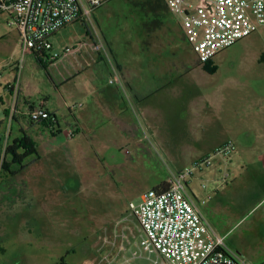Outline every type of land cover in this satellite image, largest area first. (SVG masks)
<instances>
[{
    "label": "rangeland",
    "instance_id": "374dc122",
    "mask_svg": "<svg viewBox=\"0 0 264 264\" xmlns=\"http://www.w3.org/2000/svg\"><path fill=\"white\" fill-rule=\"evenodd\" d=\"M157 2L110 0L95 13L100 25L94 17L89 24L77 22L58 34L57 40L52 38L54 48L46 57L38 59L34 54L26 57L20 74L24 89L20 102L26 97L36 104L47 103L58 117L61 131L57 124L52 132L44 127L33 129L26 120L21 121L38 151V158H28L27 168L17 175L34 180L29 187L31 196L24 212L26 218L0 217L1 224L6 225L11 220L13 226L10 225L15 229L0 231V262L3 264H84L86 259H92L93 264H107L105 256L114 262L122 243L116 224L126 217L127 224L136 233L139 226L129 211V204H138L146 191L168 178L169 168L174 164L172 156L180 155L173 151L177 145L165 146L150 131L123 129L126 121L112 119L104 112L92 115L90 120V115L84 118L89 124L77 137L73 132L64 134L65 128L75 127L74 121L68 124L74 118L69 108H73L76 115L81 110L87 114L89 105L70 94L72 82L60 87L65 69L71 67L72 62H52L57 56L59 60L62 58L63 47L88 40L87 28L94 36L91 42L101 41L108 54L110 48L102 32L119 51L137 49L140 46L137 40L145 34L166 31L163 23L158 24L159 20L178 22L173 15L165 14L164 19L157 17L162 9L151 7ZM8 19L7 15L0 14V74L3 77L0 94L14 84L22 58L20 35ZM202 67L201 81L210 91H217L215 97L223 108L239 106L238 112H230V119L236 122L234 127H244L256 119L264 128L262 33L238 41ZM6 98H11L8 91ZM127 104L136 114L134 104L130 100ZM253 104L256 110L251 107ZM228 113L225 110L224 115ZM3 120L4 108L0 104V122ZM238 137L241 139L243 135ZM252 140L256 141L255 136ZM182 145L180 143L178 149ZM253 147L258 150L262 143L255 142ZM257 153L253 151L254 155ZM253 154L240 153L238 160L237 156L233 158L232 165L226 169L230 174L228 183L218 187L219 191L216 187L221 183V172L216 177L213 174L199 177L202 179L200 194L214 196L208 205L207 218L226 236L228 246L249 264H264V171L251 163ZM0 176H10L1 161ZM25 225L28 226L23 231ZM137 242L140 244L141 234ZM138 246L133 254H139L143 264L158 259L156 251L149 252ZM119 262H123L122 257ZM134 264L140 263L134 261Z\"/></svg>",
    "mask_w": 264,
    "mask_h": 264
},
{
    "label": "crops",
    "instance_id": "0c3cea01",
    "mask_svg": "<svg viewBox=\"0 0 264 264\" xmlns=\"http://www.w3.org/2000/svg\"><path fill=\"white\" fill-rule=\"evenodd\" d=\"M97 9L94 11L93 17L94 21L99 24L97 17H95ZM164 15L171 16L173 14L164 7L157 17L164 19ZM176 20L178 22H175L174 19H167L168 22L159 20L158 24L163 23L166 31L160 33L149 32L145 34L146 36L137 40L140 45L137 49L132 50V47L131 50L124 52L114 47L111 39L102 32L103 38L110 48L109 57L93 50L90 42L94 36L88 28V40L76 41L67 46L73 47V52L64 54L65 48L63 47L62 58L60 60L57 58L52 63L58 64L61 62L64 64L71 61L72 65L66 67L60 87L72 82L74 86L70 90V94L76 95L81 103L82 101L86 102L89 105L87 109L89 113L86 114L81 110L79 115H76L72 108L70 113L74 118L70 120L71 122L68 121V124L74 121L75 124L72 125H75V127H67L62 132L64 134L73 132L77 137L83 131L82 129L89 124L84 118L90 115V120L92 115L104 112L105 116L108 115L112 119L120 118L126 121H122L123 129L142 131L143 133L150 131L152 136L159 138L165 146L177 145L173 151L180 152V155L172 156L174 164L169 168L171 171L182 170L190 166L196 159L211 153L227 141L235 142L236 152L232 157L218 159L215 165L196 174L190 183L195 195L199 198H205L206 195L200 194L202 190L200 181L202 179L199 177L202 178L205 174H213L216 177L217 173L221 172V183L216 187V191H219L218 187L223 185V178L228 175L229 179L230 176L226 169H229L236 156L238 160L240 153L252 152L253 154V151L258 152L256 155L253 154L250 160L261 172L264 171V128L258 125L256 119L250 121L244 127L233 126L236 122H232V119H230V112H238L239 106L232 105L229 109L223 108V104H220V101L215 97L217 91H210L206 87L207 85L201 81L204 68L200 64L192 45L187 40L177 17ZM58 34L53 36L56 40ZM52 38L50 39L51 43ZM130 42L129 40L128 43ZM50 52L47 54H50ZM36 55L39 58L43 57L42 54ZM112 64L119 67L123 84H110L108 82L113 73ZM7 91L10 93L11 98L4 99ZM23 93L24 89L20 84L18 94H16L12 85H9L0 94V104L4 108V115L6 112L7 115L9 114L14 104L17 108V114L11 126V140L20 137L22 130L25 131L21 123L22 120H26L33 129L39 127L50 129L47 122L31 123L24 115L29 109L38 106L45 107L52 113L48 104L45 102L36 104L26 97H24L23 102H20V96ZM129 100L134 104L136 114L134 112L133 114L129 109L127 104ZM100 107L103 109H100ZM251 107L256 110L254 104ZM251 107L248 106V109ZM224 109L229 111L226 116L224 115ZM7 115L3 120L5 123L0 129V133L5 131ZM233 129H236V131H233ZM58 130L61 131L60 122L58 123ZM240 135H243L244 139L242 137L240 139L238 137ZM254 136L255 142L262 143V147H258L260 151L253 147L255 142L252 138ZM180 143L183 145L178 149ZM241 162H243V159ZM25 163L28 164L29 162L26 160ZM15 167L17 166H11V170L16 171ZM6 171L10 174L9 177L0 176V217L8 219L11 216V218L21 216V218H26L27 214L24 212L31 196L29 187L34 180L18 177L19 172L12 175L8 170ZM213 197L211 194V198ZM210 201L209 199L202 208L206 217ZM24 222L27 223L28 221ZM10 224L13 226L11 220L6 225L1 224L0 220V231L12 232V230H15ZM27 226L23 227V231ZM131 244L122 254L125 258H131L133 252L137 251L134 243ZM157 254L158 259L151 264H165L166 260L158 252ZM141 259L142 257L138 254L135 262L143 264ZM119 261L120 259H116L112 264H124V262L120 263ZM87 262L93 264L92 259H86L84 264H87ZM0 264H3V261Z\"/></svg>",
    "mask_w": 264,
    "mask_h": 264
},
{
    "label": "built area",
    "instance_id": "2783aa9c",
    "mask_svg": "<svg viewBox=\"0 0 264 264\" xmlns=\"http://www.w3.org/2000/svg\"><path fill=\"white\" fill-rule=\"evenodd\" d=\"M109 1L0 0V14L8 16V23L16 28L21 38V64L12 85L16 94L26 57L31 54L46 57L53 50L50 41L53 36L77 22L89 24L94 11ZM164 3L180 21L200 64L211 61L244 38L258 33L264 36V0H164ZM91 47L95 52L109 57L101 41L94 39ZM73 50L69 46L64 54ZM112 71L109 83L123 84L119 67L112 64ZM2 79L0 74V81ZM16 114L14 104L7 115L5 131L0 133L2 164L11 142V126ZM24 115L31 123L47 122L53 131L59 123L57 116L42 106L31 108ZM235 152V142L227 141L196 159L190 166L178 171L169 170L166 190H148L138 204L131 202L129 211L139 227L136 233L133 232L126 217L116 224V232L119 231L122 240L116 259L122 257L124 264H134L138 254H133L131 258L122 256L134 243V246L140 245L149 252H158L171 264H249L228 246L226 236L219 233L203 213L202 206L211 199V195L199 198L190 187L196 174L213 166L217 159L230 158ZM227 183L228 175L223 178L222 184ZM140 234L141 242L138 244ZM109 243L113 244L111 241ZM104 260L112 264L108 255Z\"/></svg>",
    "mask_w": 264,
    "mask_h": 264
},
{
    "label": "trees",
    "instance_id": "16d2710c",
    "mask_svg": "<svg viewBox=\"0 0 264 264\" xmlns=\"http://www.w3.org/2000/svg\"><path fill=\"white\" fill-rule=\"evenodd\" d=\"M158 1L159 2L153 5L150 4L152 5L151 7L153 9H158V8L163 9L164 7H166L164 0H158ZM36 56L38 59H40L38 55ZM40 63L44 65V62L40 61ZM5 115H7V112L5 113ZM4 123H5L4 121L0 122V129L3 127ZM21 132H22L21 136L11 140L10 144L8 145L7 150L5 152L6 154L5 160L2 164L3 167L6 168V170H8L12 175H16L18 172L24 170L27 167L28 164L25 163V161L29 157L35 156L36 158H38V151L31 137L24 130H22ZM2 149H3L2 140L0 139V161H1ZM13 165H16L18 167L16 171L11 170V166ZM167 188H168V183L166 179L154 189L166 190Z\"/></svg>",
    "mask_w": 264,
    "mask_h": 264
},
{
    "label": "water",
    "instance_id": "95a60500",
    "mask_svg": "<svg viewBox=\"0 0 264 264\" xmlns=\"http://www.w3.org/2000/svg\"><path fill=\"white\" fill-rule=\"evenodd\" d=\"M165 264H171L170 262H168V261H165Z\"/></svg>",
    "mask_w": 264,
    "mask_h": 264
}]
</instances>
